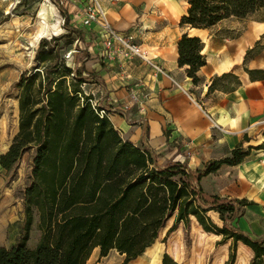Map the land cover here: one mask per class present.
<instances>
[{"label":"trees","instance_id":"1","mask_svg":"<svg viewBox=\"0 0 264 264\" xmlns=\"http://www.w3.org/2000/svg\"><path fill=\"white\" fill-rule=\"evenodd\" d=\"M19 0L17 4H21ZM179 24L206 28L228 17L242 18L264 10V0H187ZM63 18V32L29 41L37 47L33 63L13 86L18 89V129L7 149L0 153V167L12 168L26 151H32L30 182L22 191V219L11 247H0V264H86L94 248L98 256L110 249L123 254L120 264L141 255L173 216L167 232L179 223L186 228L193 218L207 233L230 240L224 264H233L237 242L252 251L249 264H264V234L252 237L236 225L245 199L212 194L201 179L222 165H236L249 151L264 143L243 147L242 140L228 156L206 161L201 168L166 159L149 147H138L124 138L94 96L82 84L87 81L79 51L81 30L70 24L65 7L55 1ZM74 37V38H73ZM75 40L83 59H67L65 43ZM197 36L182 34L177 41L178 65L197 84L198 68L206 63ZM93 76L92 73H86ZM224 89L238 84L226 72L212 78L208 91L221 81ZM210 212L217 214L215 220ZM37 216L39 237L27 246ZM250 249V250H249ZM246 251V250H245ZM164 254L161 264H168ZM239 254L235 264H245ZM170 264H175L171 261Z\"/></svg>","mask_w":264,"mask_h":264},{"label":"crops","instance_id":"2","mask_svg":"<svg viewBox=\"0 0 264 264\" xmlns=\"http://www.w3.org/2000/svg\"><path fill=\"white\" fill-rule=\"evenodd\" d=\"M97 1L112 29L131 34L164 70L156 71L115 42L105 47L106 37L98 24L77 25L84 0L62 4L70 24L81 30L79 48L89 54L87 59L80 56L86 73L96 75L89 91L109 110L120 101L129 104L126 113L109 117L124 138L159 153L160 163L173 159L191 168L228 156L244 135L248 140L243 147L264 143V16L228 17L196 28L179 24L187 0ZM16 2L0 0L2 14L6 16ZM182 34L197 36L202 42L200 52L206 63L196 71L197 84L177 62V41ZM226 72L239 83L224 89L227 81H221L208 91L212 78ZM131 93L136 100H131ZM200 184L209 193L247 200L250 204L241 209L236 225L253 237L264 234V147L252 148L236 165H222ZM20 204L11 193L0 199V247L9 248L15 242L22 219ZM36 223L34 219L29 239ZM143 253L148 260L139 255L133 264H157V245ZM122 258L114 249L99 257L94 248L86 264H119Z\"/></svg>","mask_w":264,"mask_h":264},{"label":"rangeland","instance_id":"3","mask_svg":"<svg viewBox=\"0 0 264 264\" xmlns=\"http://www.w3.org/2000/svg\"><path fill=\"white\" fill-rule=\"evenodd\" d=\"M17 3L7 10L6 16L0 11V151L7 149L18 129V89L13 83L20 73L33 63L32 59L39 41L32 47L28 44L31 37L33 41L43 35L49 37L64 31L60 24L62 15L54 0H22L21 4ZM262 16L264 10L257 12L256 17ZM18 26L21 28L17 29ZM79 51L75 48L74 39L65 43L63 52L65 56L69 53L67 56L69 61L74 57L80 59L82 53ZM83 76L87 81L82 87L89 91L96 75L87 76L84 73ZM32 155L31 150L26 151L12 168L6 170L0 167V180L3 179L0 181V199L5 193H11L21 203L22 208V191L30 182ZM210 215L217 220L216 213L210 212ZM34 219H37L36 215ZM172 220L173 216L166 221L153 242L158 246L157 264H161L164 254L170 259L168 264L171 261L175 264H224L229 254L230 240H221L220 235L204 232L193 218L186 228L179 223L174 230L167 232ZM33 233L28 241L29 247H34L35 240L39 237L37 227ZM246 248L248 247L242 243H236L233 264L239 254H244L245 264H249L252 251L249 249V252ZM93 257L95 258V254ZM141 257L145 261L148 260L145 253H142ZM133 262L134 260H130L127 264Z\"/></svg>","mask_w":264,"mask_h":264},{"label":"built area","instance_id":"4","mask_svg":"<svg viewBox=\"0 0 264 264\" xmlns=\"http://www.w3.org/2000/svg\"><path fill=\"white\" fill-rule=\"evenodd\" d=\"M55 1L59 2L60 4H63L65 2V0H54V3ZM84 2L85 3H83V5L79 7V12L81 13V16L79 17V19L76 20L77 25L83 27L92 23L98 24L102 28L103 33L106 37V39L103 40L105 47H109L112 42H115L120 47H123L127 51V53L139 57L151 67H153L156 71L164 72L160 65L154 62L153 58L150 57L144 49H142L141 45L133 40V36L131 34L118 33L112 29V27L105 18L101 5L97 0H84ZM62 23L63 18L61 17L60 24ZM68 54L66 55V57L68 56ZM91 94L93 95L92 92ZM130 98L131 100H136L137 96L135 93H131ZM92 105H100V101L94 98L92 100ZM128 106L129 104L126 101H120L115 106H113L112 110L107 111V115L108 117H110L112 114L122 115L127 112L129 108ZM103 107L104 106L101 105V107L99 108L100 115L105 113Z\"/></svg>","mask_w":264,"mask_h":264},{"label":"bare ground","instance_id":"5","mask_svg":"<svg viewBox=\"0 0 264 264\" xmlns=\"http://www.w3.org/2000/svg\"><path fill=\"white\" fill-rule=\"evenodd\" d=\"M39 13H40V12H39ZM39 13H38V14H39ZM41 14H43V13H41ZM43 16H44V15H43Z\"/></svg>","mask_w":264,"mask_h":264}]
</instances>
